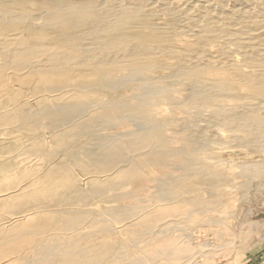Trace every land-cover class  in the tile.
<instances>
[{
    "label": "bare ground",
    "instance_id": "1",
    "mask_svg": "<svg viewBox=\"0 0 264 264\" xmlns=\"http://www.w3.org/2000/svg\"><path fill=\"white\" fill-rule=\"evenodd\" d=\"M129 89L126 99L117 95ZM0 99V124L33 132L27 151L46 162L29 197L3 203L5 213L57 209L46 224L33 217L0 229V259L106 264L120 253L118 264H148L152 256L121 258L127 242L82 247L73 231L87 216L80 209L90 197L107 204L132 199L134 179L156 170L161 175L148 181L157 190L151 206L138 200L104 211L112 223L141 219L134 236H170L182 196L225 170L213 167L210 149L264 154V0H0ZM125 125L124 133L109 131ZM44 132L55 140L50 149ZM215 163L264 178V160ZM76 169L106 178L87 188L73 177ZM187 203L207 208L205 200ZM161 204L174 205L153 210ZM168 216L174 219L162 223ZM114 225L102 224L92 236L107 237ZM50 227L75 236L59 247L38 246ZM180 238L154 256L173 252L175 260L191 252Z\"/></svg>",
    "mask_w": 264,
    "mask_h": 264
},
{
    "label": "rangeland",
    "instance_id": "2",
    "mask_svg": "<svg viewBox=\"0 0 264 264\" xmlns=\"http://www.w3.org/2000/svg\"><path fill=\"white\" fill-rule=\"evenodd\" d=\"M206 50L207 52L210 51L208 54L213 52V49L210 47L205 48L203 51L206 52ZM132 93V89H129L119 92L117 95L126 99L127 95ZM101 95H106V93L102 92ZM180 96L183 97V94ZM35 100L37 99L31 98L30 101L35 102ZM2 101L0 99V107H2ZM163 107L162 109H165V106ZM8 124V122L7 124H0V229H8L20 220L22 221L26 220V218L33 217H36L39 223L46 224V218L51 219L57 216V209L41 208L12 215L8 212L5 213V209L2 207L3 203L10 201L11 203L18 204L20 199L28 198L34 186H37L36 181L40 176L38 172L46 165V162H43L42 156L38 157L27 151L32 146L31 140L33 139V132L29 134L28 132L14 128L9 130L6 129L7 127H11ZM129 129L130 127L125 125L109 131L113 133H124ZM44 133L45 147L50 149L54 146L55 140L52 138L51 133ZM165 134L172 133L169 131ZM168 136L170 137L171 135L164 136L165 139ZM92 138V136L82 139L78 138L75 144L77 143V147L79 145L82 146L81 144L89 142ZM74 150L75 148H71L66 152L69 151L72 153L77 151V149ZM209 154V157H214L212 160L214 163H211L213 167H216V170L225 169L223 172L224 175L222 173L218 178L205 182L207 184L201 185L196 191L182 196L184 201L179 205L181 212L177 213L180 219L174 221L177 224L174 234L170 236L163 235L159 238H156L155 235L137 237L134 236L135 227L133 225L142 224L141 219L112 223V218L104 211V209L113 208L122 204L129 205L130 203L139 204L141 202L142 205L151 206L156 200L153 198V194L157 190L151 188L152 184L148 181L150 178L160 176L161 173L156 170H146L144 177L134 179L135 182L131 187V191L134 193L132 199H124L118 203L107 204L105 202L100 203L101 199L90 197L86 205L81 207L80 210L85 211L87 216L83 225L79 229H75L76 231H73L75 234L81 235L80 244L82 247H89L91 244L98 245L105 242H113L118 248L121 243L127 242L129 246L126 248L128 249H118L121 252V258L124 260L140 258L139 260H141V258L152 256L150 257L152 261L148 264H264L261 258L262 256H255L256 251L260 248V251H264V178L260 180V178L252 176V173L249 176H242L243 174L237 173L240 172L239 170L232 171L228 169V165L223 167L215 163L217 160H223L229 164L235 162L255 163L263 161L264 154L257 153L249 155L248 151L244 148H229L226 145L213 147L209 150ZM91 176H82L77 169L73 174V177L80 180L82 185L87 188L98 182V180L106 178L104 175H99L98 179H92ZM245 185H248V187H245ZM227 188H229V191L226 190ZM195 199L205 200L207 202L205 208H207L203 209L202 207L187 203ZM138 200L140 202L137 203ZM173 205L169 206L171 207ZM169 206L164 204L154 205L153 210L155 209L157 211ZM72 209H76V207H72ZM141 218L143 217L141 216ZM172 219L174 218L168 216L162 223L170 222ZM101 223L103 226L115 224L116 232H113L109 236L106 235L107 237L92 236V234H98V230L102 226ZM216 231L222 234L223 241L217 240ZM181 232L183 233V238L185 237L184 239L188 241L187 243L193 249L191 252H186L187 254H183L178 259L175 258V260L173 259V250L171 251L172 254L169 252L165 254L161 252L154 256L155 250L157 252L162 247H165V241L166 243L169 241L173 243L179 242L178 239H182L180 238ZM68 233H62L52 227L47 228L43 237L38 240V246L44 247L52 244L53 246L59 247L64 244L69 236H75L73 232L72 234L71 232ZM220 243L228 244L232 249L228 250L229 252H223L219 249ZM169 247H172V243ZM211 252L213 253L211 254ZM225 252L228 253L225 254ZM115 255L110 256L106 264H118L120 259L117 258V254ZM261 255L264 254L261 252ZM31 256L32 258L33 256L34 258L36 257L35 254ZM2 259L4 260L2 261ZM2 259H0V264H14V260L10 258L2 257Z\"/></svg>",
    "mask_w": 264,
    "mask_h": 264
},
{
    "label": "crops",
    "instance_id": "3",
    "mask_svg": "<svg viewBox=\"0 0 264 264\" xmlns=\"http://www.w3.org/2000/svg\"><path fill=\"white\" fill-rule=\"evenodd\" d=\"M261 250V248L258 250V251H256V254H255V256L257 255L258 257L259 256H262L261 258L263 259V261H264V255H261V252H262V254H264V251H260ZM257 257V258H258Z\"/></svg>",
    "mask_w": 264,
    "mask_h": 264
}]
</instances>
